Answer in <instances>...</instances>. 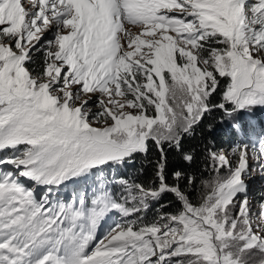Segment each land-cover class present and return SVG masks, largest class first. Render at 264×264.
<instances>
[{
    "label": "snow or ice",
    "instance_id": "1",
    "mask_svg": "<svg viewBox=\"0 0 264 264\" xmlns=\"http://www.w3.org/2000/svg\"><path fill=\"white\" fill-rule=\"evenodd\" d=\"M256 108L264 0H0V264H264ZM215 112L237 140L196 169ZM153 147L151 183L106 175Z\"/></svg>",
    "mask_w": 264,
    "mask_h": 264
},
{
    "label": "trees",
    "instance_id": "2",
    "mask_svg": "<svg viewBox=\"0 0 264 264\" xmlns=\"http://www.w3.org/2000/svg\"><path fill=\"white\" fill-rule=\"evenodd\" d=\"M220 119V113L215 112L212 115L208 116L204 121V127L197 130L195 139L191 140V144L197 147V164L196 169H199L201 164V159L199 153L203 150V145L208 143L210 140L215 142L217 148L228 149L229 145L237 140V137L231 133V129L227 122L224 124L218 123ZM213 124L214 131L209 133L207 131V125ZM157 153L153 147L150 150L147 158H138L134 164L128 165L125 167L118 175H122L124 178L129 181H137L145 184L151 183L153 179V168L150 162H154L156 159ZM180 163L179 156L174 151H169V164L170 169ZM196 169H193L194 171ZM198 174V173H197ZM171 182V180H170ZM187 191L192 192V189H187ZM199 197V191H195L192 195V199L196 200ZM162 203L165 205L163 211H171L175 209V201L171 195H165ZM159 205L154 208H150L147 214V220L151 221L155 216L158 215L157 209Z\"/></svg>",
    "mask_w": 264,
    "mask_h": 264
},
{
    "label": "rangeland",
    "instance_id": "3",
    "mask_svg": "<svg viewBox=\"0 0 264 264\" xmlns=\"http://www.w3.org/2000/svg\"><path fill=\"white\" fill-rule=\"evenodd\" d=\"M130 31H135L134 28H129ZM47 35V34H46ZM94 99V98H93ZM253 115V120L252 123H254L256 127V132L259 133L260 131V126L264 125V108H256L254 112L252 113ZM228 123V122H227ZM229 125V123H228ZM256 137L254 136L253 139ZM2 155V154H0ZM124 168L120 169L122 171ZM120 173V172H119ZM106 175H118V173L110 172L106 173ZM26 185H30V181H24ZM246 183L248 185V191H247V196L249 203L252 208V213L253 215H257L260 211V205L264 203V176H261L258 172H254L252 175H250L246 179ZM89 185H92V181H89ZM69 186V189H67ZM67 187L61 185L60 191L58 194H53L51 197L52 201L55 202L57 200L60 201H67L69 197L73 194L74 190L76 189L75 185H72L69 183ZM77 187H83V185L77 186ZM37 195L42 194V190L40 188L36 189ZM89 196H91V192H89ZM199 199V197H198ZM110 216H114L110 214ZM118 218V217H116Z\"/></svg>",
    "mask_w": 264,
    "mask_h": 264
},
{
    "label": "bare ground",
    "instance_id": "4",
    "mask_svg": "<svg viewBox=\"0 0 264 264\" xmlns=\"http://www.w3.org/2000/svg\"><path fill=\"white\" fill-rule=\"evenodd\" d=\"M75 188H77V186H76ZM67 189H69V186H68V188H67Z\"/></svg>",
    "mask_w": 264,
    "mask_h": 264
}]
</instances>
